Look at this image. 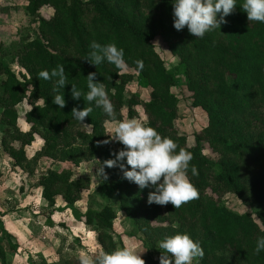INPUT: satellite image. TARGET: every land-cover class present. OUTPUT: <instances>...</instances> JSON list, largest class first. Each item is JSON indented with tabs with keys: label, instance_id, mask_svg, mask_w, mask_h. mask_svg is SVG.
I'll return each instance as SVG.
<instances>
[{
	"label": "trees",
	"instance_id": "16d2710c",
	"mask_svg": "<svg viewBox=\"0 0 264 264\" xmlns=\"http://www.w3.org/2000/svg\"><path fill=\"white\" fill-rule=\"evenodd\" d=\"M242 2L237 0L235 11L225 17L227 23L220 29L197 38L187 27L181 31L174 28L173 0H26L22 12L37 22V34L13 48L12 63L25 71L20 78L0 62L2 151L19 167L26 161L23 147L32 141L34 133L42 140L38 153L53 160L78 165L94 158L99 164L114 159L113 153L123 145H98L103 138V122L112 119L94 103L87 104L83 97L74 99L71 93L72 84L86 92V76L95 72L97 81L105 85L116 118L122 105L128 115L140 105L149 126L194 157L188 175L200 195L177 209L171 203L148 204V193L153 189L141 190L122 179L118 167H105V186L145 241L152 245L176 232L187 233L204 250L199 264H264V250L255 252L257 238L264 236V23L249 22ZM43 6L52 9L50 16L40 14ZM154 38L178 59L175 72L164 67L153 48ZM93 40L102 45L115 43L124 50L128 67L136 72V86L149 89L147 100H140L137 94L125 100L128 74L119 75L106 61L96 66L83 59L91 51ZM137 60L143 62L142 70ZM58 65L65 67L67 84L53 91L55 80L38 79L37 74ZM178 74L189 93V106L200 108L206 116L205 126L193 131L190 144L173 123L178 98L171 87ZM57 94H63L66 101L62 109L52 102ZM25 97L34 104L23 114L28 131L19 132L14 106ZM36 100L41 103L36 104ZM74 107H91L87 124L73 118ZM83 125L89 126L88 132ZM14 141L19 143L16 148L11 145ZM192 165L198 169V176L192 175ZM69 177L65 170L41 173L37 178L40 199L47 208L68 209L73 219L93 226L100 248L111 252L114 244L106 230L111 228L114 209L106 204L80 214L74 204L88 181ZM227 192L240 201L254 200L256 210L240 213L227 207L222 201ZM57 195L62 206H55ZM0 230L9 238L1 223ZM9 247L15 250V246ZM160 255L161 251L156 260L143 259L146 264H160ZM5 261L0 245V262ZM63 264H78V260L68 259Z\"/></svg>",
	"mask_w": 264,
	"mask_h": 264
},
{
	"label": "rangeland",
	"instance_id": "374dc122",
	"mask_svg": "<svg viewBox=\"0 0 264 264\" xmlns=\"http://www.w3.org/2000/svg\"><path fill=\"white\" fill-rule=\"evenodd\" d=\"M25 4L26 0H0V62L5 63L18 78L25 71L16 63H12L13 48L18 47L26 39L35 38L37 34V22L22 12ZM39 12L44 17L50 16L52 9L43 6ZM152 44L164 67L175 72L178 59L170 54L157 38L152 40ZM125 74L130 76V80L124 84V99L127 100L132 94H137L140 100H147L149 89L136 86V72L128 67ZM171 92L178 98L177 117L173 123L180 133L185 134L186 141L190 144L193 131L206 124L205 113L200 108L189 106V93L185 89L181 75H176ZM35 102L41 103L39 100ZM33 104L34 100L25 97L14 106L17 113L15 120L17 131H28L29 124L24 121L23 114ZM131 118L146 120V114L140 105L134 106L130 115L127 114V107L122 105L118 118L105 120L102 125L103 138L100 141L109 140L108 144L117 145L118 142L110 140L108 131L119 120ZM82 127L85 132L89 131V126ZM11 145L16 148L19 143L14 141ZM41 146V138L33 133L32 141L23 147L26 161L19 167L12 164V159L0 147V223L10 234L8 238L6 233L0 230V245L6 254V261L3 264H63L68 259L77 258L81 253L91 254L101 249L96 242L93 226L84 225L81 219H73L68 209L58 211L55 210L56 207L47 208L40 199L41 188L37 185V178L49 169L65 170L69 173L70 179L86 178L87 187L79 191L80 198L74 204L80 214L87 208L99 209L106 204L114 209L115 216L111 220V228L106 230L112 238L114 249L118 246L146 249L142 253L143 258L149 257L152 260L158 258L160 253L157 248L158 241L152 245L146 242L143 235L134 227L132 220L118 209L114 194L96 173L99 163L95 158L73 165L69 161L61 162L40 155L38 152ZM208 156L215 158L213 154ZM222 201L227 207L240 213L253 212L257 208L254 200L240 201L230 192L224 194ZM63 204L57 195L55 206ZM8 242L15 246V250L10 249Z\"/></svg>",
	"mask_w": 264,
	"mask_h": 264
},
{
	"label": "clouds",
	"instance_id": "9594fccd",
	"mask_svg": "<svg viewBox=\"0 0 264 264\" xmlns=\"http://www.w3.org/2000/svg\"><path fill=\"white\" fill-rule=\"evenodd\" d=\"M237 5V0H173L174 28L177 31L187 27L188 32L197 38H203L206 33L214 31L227 23L226 16L231 15ZM242 10L246 12L249 22L264 23V0H243ZM91 51L83 59L94 65L107 62L114 65L119 75L125 74L128 65L124 59V50L115 43L102 45L93 40L89 45ZM140 70L143 69L141 60L135 61ZM38 79L55 80L58 88L67 84L64 65H58L50 72L41 70ZM87 91L83 92L72 84L71 93L74 99L81 97L87 104H95L103 110L107 117L116 119L114 105L109 99L108 92L102 82L97 81L96 73L86 76ZM52 102L61 109L66 101L63 94H57ZM91 107L71 110L73 118L81 124L90 115ZM107 135L111 141H116L123 147L114 152V159L104 160L97 167V175L103 180L108 179L105 167H118L122 179L135 183L141 190L151 188L147 197L148 204L166 206L171 203L174 209L182 207L199 198V190L192 183L188 172L193 154L170 137L163 136L147 120L135 118L119 120ZM109 140L98 141L108 144ZM177 149H179L177 151ZM126 161V163H125ZM193 176H198L196 166H191ZM161 251L160 264H199L204 257V250L198 241L189 234L176 232L158 242ZM264 250V236L258 237L255 252ZM146 249L128 246L116 247L111 252L102 248L94 253H81L77 256L78 264H146L142 257Z\"/></svg>",
	"mask_w": 264,
	"mask_h": 264
},
{
	"label": "crops",
	"instance_id": "0c3cea01",
	"mask_svg": "<svg viewBox=\"0 0 264 264\" xmlns=\"http://www.w3.org/2000/svg\"><path fill=\"white\" fill-rule=\"evenodd\" d=\"M140 88V87H139ZM196 108H198V107H196Z\"/></svg>",
	"mask_w": 264,
	"mask_h": 264
}]
</instances>
